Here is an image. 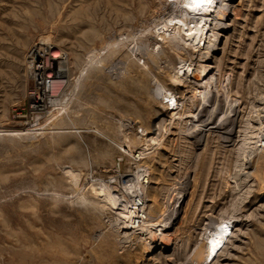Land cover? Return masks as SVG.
Wrapping results in <instances>:
<instances>
[{
	"label": "rangeland",
	"instance_id": "obj_1",
	"mask_svg": "<svg viewBox=\"0 0 264 264\" xmlns=\"http://www.w3.org/2000/svg\"><path fill=\"white\" fill-rule=\"evenodd\" d=\"M196 1L0 0V264H264V0Z\"/></svg>",
	"mask_w": 264,
	"mask_h": 264
},
{
	"label": "bare ground",
	"instance_id": "obj_2",
	"mask_svg": "<svg viewBox=\"0 0 264 264\" xmlns=\"http://www.w3.org/2000/svg\"><path fill=\"white\" fill-rule=\"evenodd\" d=\"M230 1V0H229ZM231 2V1H230ZM196 3L198 4V6H199V8H202L203 6L201 5V2H200V0H197L196 1ZM204 3H208L207 4V8H206V10H204V11H196V12H194L195 14H198V17H196V18H194V19H192V20H190V21H186V19H183V18H179L178 19V22L179 23H181V24H178V26H179V28H181V27H183V32H182V37H183V39H186L187 41L189 40V39H191L192 41H193V43L195 42V41H197V43L199 44L200 42V40L201 39H203L204 40V42H203V44H205L206 42H208L209 43V41L212 39L211 38V36L212 35H214L213 33H212V29H211V27H210V25H209V20H210V16L212 15V12L213 11H215V9H212V8H210V6H209V3H212L211 1L209 2H207V1H205ZM229 5V4H228ZM232 5V4H231ZM218 14V13H217ZM216 13H215V15H217ZM213 15H214V13H213ZM219 17H221L220 15H218V17H217V19L219 18ZM224 17V16H223ZM215 18H216V16H215ZM222 18V17H221ZM220 19V18H219ZM223 19V18H222ZM221 22V21H220ZM175 23L176 22H173V24L175 25ZM192 23V24H191ZM221 23H223V22H221ZM225 23H226V21H225ZM177 24V23H176ZM219 24V23H218ZM227 24H228V22H227ZM230 24V23H229ZM212 26V25H211ZM220 26V25H219ZM221 26H222V24H221ZM213 27V26H212ZM224 26H222L221 28H223ZM218 29V28H217ZM223 30V29H222ZM217 30H215V32H216ZM180 32V31H179ZM219 32V31H218ZM219 35H222L221 33H219ZM213 37H215V36H213ZM218 37H216V39H217ZM42 43V42H41ZM40 43V44H41ZM39 44V42L37 43H35V46H36V48H37V50L36 51H38L37 53H36V57H35V64H34V75H35V77H36V80H37V83L39 84V85H42V84H47L48 85V89H46V90H40L39 91V93L37 94V95H35V96H31V98H30V101H31V103L33 104V106L34 107H39V106H42V105H44L45 103H46V100H47V98L48 99H51L52 97H54L55 96V94L52 92V90H51V85L53 84V82L55 81V80H57V79H62L63 81H65V80H67V78H68V71H67V69H66V66H64L63 65V55L59 52V51H54V52H52V53H50L49 51H48V48H45V50H42L41 49V47L39 46L40 45ZM43 44V43H42ZM48 44V43H47ZM195 45H196V43H195ZM200 45H201V43H200ZM211 45V44H210ZM194 46V45H193ZM194 47H196V46H194ZM208 52V51H207ZM211 56V55H210ZM92 57V56H91ZM207 57V56H206ZM209 57V56H208ZM206 59V58H205ZM210 60H211V57L209 58ZM207 60V59H206ZM181 65H183V64H181ZM203 65H204V63H203ZM186 66V65H185ZM206 66V68H211L212 67V65H211V63H209V62H207V64L205 65ZM188 67V66H187ZM204 68V67H203ZM180 69H183V68H180ZM187 69H189V68H187ZM183 70H185V69H183ZM208 70V69H207ZM209 71V70H208ZM180 72H181V70H180ZM184 72V71H183ZM207 72V71H206ZM206 72H203L202 74H204V73H206ZM184 73H187V71L186 72H184ZM189 73V72H188ZM187 73V74H188ZM194 73H191V75H193ZM201 74V76H203ZM195 76V75H194ZM199 77V76H198ZM197 77V78H198ZM207 79V78H206ZM196 80V79H195ZM206 81V80H205ZM195 82V81H194ZM66 83V82H65ZM37 84V85H38ZM54 84H58V83H54ZM202 85V84H201ZM53 86V85H52ZM57 86V85H56ZM200 86V85H199ZM58 87H60V86H58ZM202 87V86H201ZM62 89H64V88H62ZM57 90H58V88H57ZM59 90H61V89H59ZM195 95V94H194ZM47 96H49V97H47ZM54 99V98H53ZM194 105V104H193ZM173 113V112H172ZM171 113V114H172ZM194 116H196V115H194ZM172 117H173V115H172ZM201 117V116H200ZM195 118V117H194ZM198 118V117H197ZM196 118V119H197ZM163 121V120H162ZM168 121V120H167ZM205 130H209V126L208 127H203L202 129H201V132L202 133H204L205 132ZM165 132V131H164ZM208 133V132H207ZM205 134H206V132H205ZM202 135V134H201ZM206 135H208V134H206ZM206 135H204V138H205V136ZM201 137V136H200ZM197 139H199V137L197 138ZM201 140V139H200ZM139 151V150H138ZM138 151L136 152L137 153V156H139V153H138ZM135 153V154H136ZM143 182H148V180L147 179H144L143 180ZM143 183H141V185H142ZM140 184L138 185V186H140V187H142V186H144V185H142L141 186ZM137 186V187H138ZM135 189V192H137V190H136V187L134 188ZM142 190V189H141ZM144 192V190L142 191V193ZM139 194V192L136 194V195H138ZM140 196V195H139ZM143 196V195H142ZM137 198H138V196H137ZM139 200H141V202H140V204L142 205V209L143 208H145L146 206L145 205H147L146 204V202H145V199L144 198H138ZM175 202V201H174ZM139 205V204H138ZM141 209V210H142ZM140 210V209H139ZM147 210V209H146ZM121 213V212H120ZM143 213V212H142ZM144 215H137L136 213L135 214H133L132 216H131V224H129V225H126V223H125V225H122L121 226V228L123 229V231H127L128 229H130L131 230V228L133 229L135 226H136V222H138V218L140 217H142V218H145V213H143ZM174 214V213H173ZM171 216V215H170ZM116 221V220H115ZM124 223V222H123ZM160 225V224H159ZM227 225V224H226ZM161 226H162V224H161ZM164 226V225H163ZM156 227V226H155ZM158 227V226H157ZM140 229H141V227H139ZM163 229H164V227H163ZM122 232V231H121ZM126 232H124V234H125ZM153 235V234H152ZM151 235V236H152ZM219 235V234H218ZM125 236V235H124ZM154 236V235H153ZM218 237V236H217ZM210 239V238H209ZM217 238H214L213 240H216ZM153 240V241H152ZM152 244H151V249L153 248V249H155V248H164L167 244L164 242V241H162V239H160L159 238V240H154L153 238H152ZM212 240V239H211ZM160 250V249H159ZM212 250V249H211ZM160 252V251H159Z\"/></svg>",
	"mask_w": 264,
	"mask_h": 264
}]
</instances>
